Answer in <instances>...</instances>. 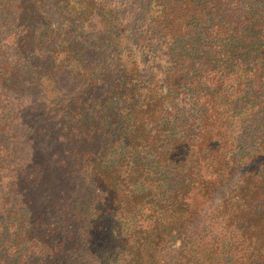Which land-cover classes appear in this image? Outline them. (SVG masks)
I'll list each match as a JSON object with an SVG mask.
<instances>
[{"label": "trees", "instance_id": "obj_1", "mask_svg": "<svg viewBox=\"0 0 264 264\" xmlns=\"http://www.w3.org/2000/svg\"><path fill=\"white\" fill-rule=\"evenodd\" d=\"M0 264H264V0H0Z\"/></svg>", "mask_w": 264, "mask_h": 264}]
</instances>
